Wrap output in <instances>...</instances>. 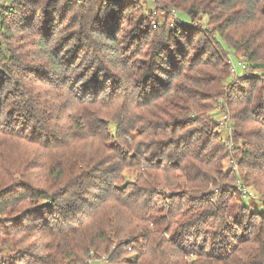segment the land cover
<instances>
[{
  "label": "trees",
  "instance_id": "trees-1",
  "mask_svg": "<svg viewBox=\"0 0 264 264\" xmlns=\"http://www.w3.org/2000/svg\"><path fill=\"white\" fill-rule=\"evenodd\" d=\"M86 1L0 10V35L12 36L9 18L27 32L0 43V264H92L98 252L113 264H264V212L241 192L257 190L264 209V78L233 79L227 62L232 50L264 75V0H170L172 24L126 14L127 0ZM199 13L209 30L191 27ZM30 46L54 76L38 78ZM223 84L240 190L224 181L210 114ZM129 168L139 176L115 182Z\"/></svg>",
  "mask_w": 264,
  "mask_h": 264
},
{
  "label": "rangeland",
  "instance_id": "rangeland-1",
  "mask_svg": "<svg viewBox=\"0 0 264 264\" xmlns=\"http://www.w3.org/2000/svg\"><path fill=\"white\" fill-rule=\"evenodd\" d=\"M79 1L81 2V4L82 3L85 4V6L89 5L88 1H86V0H79ZM96 1H99V0H96ZM109 1H115V0H109ZM127 1L130 2V4H129V8H127L126 14L132 13L135 16H137V14L139 12H142V13L151 12L152 16L155 19H158L161 21L166 20V21H168V23H171V24L175 23L172 21V18L175 17L176 15L181 14V11H179V8L178 9H177V7L175 8L172 5V2L170 0H127ZM9 4H10L9 0H0V10H2L4 8V6H6V5L8 6ZM95 4H97V3L95 2ZM28 6H30V5H28ZM62 7L66 8V5H63ZM59 8H61L60 5H59ZM199 16L201 17V19H198V17H197L193 21V25H191V27L193 26L194 28H198L199 30L202 29L204 31L209 30L210 24H209L208 16L203 14V13L200 14ZM7 17H9V16H7ZM70 17H71V15H69L68 18H70ZM175 20H176V18H175ZM185 20L187 21V19H185ZM13 23H14V20L9 18L6 25L8 27L12 26V33H11L12 36L0 35V43H3V42L5 43V40L7 42H12L14 40L16 41V40H19L20 37H22V36H27L26 31L21 30V28L18 25H13ZM153 24H156V22H152V27H156V26H153ZM172 41H174V40H172ZM172 41L170 42L171 46L173 43ZM29 48L33 50V52H32L33 56L32 57L28 56L25 59V61H28L31 59L34 61L35 65H36V69L40 71L37 74L38 78H42L45 73H52L51 76H54V72L46 63V60L44 59L42 52L37 48L34 49V47H32V46L28 47V49ZM230 58L235 63L237 60H240L243 63H244V61H243V58H241L240 54L234 53L232 50L228 51V55H227L228 68H229V73L233 79H238L239 77L242 78L244 76H251V75L255 76L256 78H261V77L264 78V75L261 74L262 72L260 70H253L251 68H248L247 65H246V68H244V69L238 68L237 73L233 74L230 70ZM28 62H30V61H28ZM2 74H3V72H2L1 66H0V75H2ZM256 74H261V75L258 76ZM40 85L42 87V83ZM228 90H229V86L227 84H225V85L223 84V86L220 89L219 94H217V96L215 97V100H214L215 108L210 112V114H211V117L213 118V120L215 121V123L218 124L217 130L219 133V138L223 142L225 150H226V155H225L223 162H222L223 172L226 175L224 181H226V184H229L230 186H232V185L236 184L237 180L235 179L234 174L231 172H235V174H237L239 177H241V179L243 178V174L241 172V168L239 165L240 151H241L239 149V147H241L243 143H242V139H234L233 137H230V136H232V126H231V122H233L232 115L235 112V109H234V107L232 108V105H229V103H228V99L230 98L228 96L229 94L227 95ZM59 96H60V100H61V101H58L59 104H63L65 106H67L68 101L61 98L60 94H59ZM136 99H138L137 96L135 94H133V95L131 94L129 96V98L126 100L127 104H128V108H129V114L133 117L140 116V114H142V111H143V109L137 107V104L135 105ZM98 109H100L101 113H103V114L108 113V114H106V116H111V114L114 112V110H116L115 107L106 108V109L99 107ZM108 109H111V110H108ZM57 113H59V111H57ZM60 114L65 115L67 117L66 121H70V119H72L71 114H73V112L68 111L65 108H63V110L60 111ZM138 124H139V122H138ZM72 127H74V126H72ZM91 140H96V138H94V139L89 138L88 140L84 139L83 141H79V144H81L83 142L87 143V142H90ZM249 141L252 142L251 140H249ZM248 142H246L244 144L251 145ZM35 148L31 147V150L33 152H36L37 154H39L38 156L44 155V154L40 153L42 149L40 150V148H38V149L36 148L38 150L37 151ZM238 168L240 169V173H239ZM137 176H139L138 171H136L135 168H129V169H126L124 171L123 176H121L119 178L115 177L114 179H116L115 182L119 183L121 181L122 182L133 181L134 178H136ZM239 185L240 184L238 181L236 184L238 189L240 187ZM162 187H164V186H159V189L157 191L161 192ZM208 188H213V185L209 184ZM169 190H170V188H168V191ZM241 192L243 193V195H245V200L248 201L251 208H253L254 210H257L258 212H261V213L264 212V209L261 205L257 206V204L259 203V200L262 197L261 195H260L261 197L259 196V193L257 192V190L249 188V187H246V188L243 187V188H241ZM143 244H145V243H143ZM129 256H131L130 253H129ZM96 257H98L97 260H93L92 264H113V263L107 262V258L105 255H103L102 252H98V255ZM116 264H129V263L121 260Z\"/></svg>",
  "mask_w": 264,
  "mask_h": 264
},
{
  "label": "built area",
  "instance_id": "built-area-1",
  "mask_svg": "<svg viewBox=\"0 0 264 264\" xmlns=\"http://www.w3.org/2000/svg\"><path fill=\"white\" fill-rule=\"evenodd\" d=\"M175 18H176V16L172 18V21H173V22H176ZM153 26H156V24H153ZM238 68H242V69H244V68H245V64H244L242 61H240V60H237L236 63H235V62H234L233 60H231V58H230V70H231V72H232L233 74H236Z\"/></svg>",
  "mask_w": 264,
  "mask_h": 264
}]
</instances>
